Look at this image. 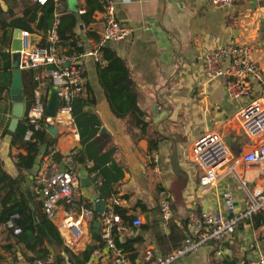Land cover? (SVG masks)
<instances>
[{"label": "crops", "instance_id": "1", "mask_svg": "<svg viewBox=\"0 0 264 264\" xmlns=\"http://www.w3.org/2000/svg\"><path fill=\"white\" fill-rule=\"evenodd\" d=\"M52 1L55 3L54 17L59 19L74 14L76 18L73 39L69 43L76 45L77 51L69 52L67 46L60 45L58 40L57 52L64 55L87 53L90 43L100 37L105 18L101 9L88 17L90 22H85L82 16L95 9L98 2ZM112 1L120 24L132 31L125 40L105 45L124 60L132 80L131 90L142 116L118 117L112 111V101L102 86L99 73L103 65L90 57H83L80 63L84 69L85 94L73 101V107L79 105L73 116L74 128L69 131L66 126L55 124L49 118L45 122L44 134L47 137L49 130L56 133L50 142L53 141L58 150L57 162L61 163L70 150H77L74 167L80 176V205L94 211V198L97 197L106 202L105 212L112 208L122 220L121 229L114 234L115 244L133 241L132 251L120 248L132 263L137 264L148 247L160 255L166 254L157 241L169 236L170 224L177 226L183 237L195 230L196 227L188 220L190 211L198 215L220 211L219 194L223 189L232 191L235 210L240 211L245 205L246 191H253L260 185V167L248 166L241 160L254 146L243 135L238 120V112L248 99H227L223 83L208 81L202 74V60L204 53L213 48L227 44L249 45L264 73V0H233L229 9L213 7L209 0ZM70 7L77 8V11H71ZM0 8L4 13L3 23L17 19L29 23L33 30L29 33L31 47L47 44L46 32L42 37L41 28L36 29L42 16L36 4L28 0H0ZM6 30L8 36L0 30V56L7 53L13 40L15 29ZM71 48L75 51V47ZM8 53L11 59V51ZM30 76L31 71H21L24 111L29 97L30 100L32 97ZM47 85L44 90L48 100L53 90ZM12 109L11 98L0 103V159L4 171L12 178L20 173L25 175L22 184L25 197L39 202L42 197L34 182L33 170L26 172L15 166V157L26 152L20 145H10ZM24 115L18 124L25 119ZM208 132L222 134L233 157L229 164L218 170L216 185L209 190L200 187L201 172L191 161L193 143ZM87 162L92 165L86 167ZM230 166H233L234 173L228 171ZM240 181L245 183L246 189L241 187ZM163 200L168 201L172 212L168 222H164L160 215L159 204ZM69 211L67 205L61 204L58 219H49L59 235V219ZM79 211L80 208L72 209L74 214H79ZM94 214L97 213L94 211ZM100 218L83 223L84 235L74 251L67 247L60 235L73 255L78 256L84 251L92 235L99 234L100 237ZM136 218L142 222L139 227L132 226ZM94 222H99L97 233H94ZM263 222L264 214H256L239 223L232 237L202 247L183 257L179 264H246L248 260L264 254ZM46 247L49 251L47 262H51L54 250ZM95 249H103L101 239ZM90 255L85 264H88ZM31 256L17 243L15 234L1 224L0 264H26V257Z\"/></svg>", "mask_w": 264, "mask_h": 264}, {"label": "built area", "instance_id": "2", "mask_svg": "<svg viewBox=\"0 0 264 264\" xmlns=\"http://www.w3.org/2000/svg\"><path fill=\"white\" fill-rule=\"evenodd\" d=\"M33 4L43 6L49 0H28ZM104 14L105 25L100 37L90 43V49L82 55H67L57 52L59 24L58 17L46 31L44 47H31L29 33L21 31L19 38L23 41L20 53L19 69L31 71L32 99L24 111L29 124L23 136L24 142H33L36 133H44L45 122L49 119L44 115L47 103L45 86L56 91L59 106L56 116L52 119L55 124L74 128L73 101L85 94L84 69L80 63L83 57H90L95 63L103 65L100 49L106 43L125 40L131 29L120 24L117 18L115 4L112 0H96ZM213 7L229 9L233 0H209ZM9 48L7 52H10ZM12 53V51H11ZM202 74L208 81L219 80L223 83L227 99L237 101L247 98V103L238 112V120L243 135L253 143V148L244 154L242 162L248 166H258L261 169L260 185L253 191H246L244 208L235 210L234 197L230 189H223L219 194L220 211L215 213L202 212L199 215L190 211L188 220L195 230L186 233L181 245L171 252L160 255L152 248H146L140 263L137 264H179L180 260L197 252L212 242H222L234 235L242 221L250 220L254 215L264 214V73L253 56V49L249 45L227 44L208 50L203 55ZM148 120V117L145 118ZM74 136L77 134L74 131ZM77 150H70L62 159L56 161L58 150L53 144L47 148L34 172V182L39 187L46 217L51 221L58 219L57 214L61 204H65L71 211L66 212L60 219L58 231L67 247L74 251L76 244L82 239L83 223L93 220L92 208L81 206L79 201L80 176L74 167V158ZM232 154L222 134L208 132L201 135L191 147V161L201 172L199 185L205 189L215 187L217 172L229 164ZM91 162L86 163L90 167ZM62 168V170H61ZM234 173L233 166L228 168ZM243 189L244 182L240 181ZM80 208L79 214L72 213V209ZM161 218L168 222L172 212L167 200L159 204ZM100 239L103 249H95L88 261L105 264H134L128 258L123 248L118 247L114 241V234L121 229L122 220L113 213L112 208L100 215ZM18 214L12 215L4 224L15 235L20 233L14 228L13 222ZM142 224L139 218L132 221L133 227ZM264 232V222L262 224ZM136 264V263H135ZM246 264H264V254L250 259Z\"/></svg>", "mask_w": 264, "mask_h": 264}, {"label": "trees", "instance_id": "3", "mask_svg": "<svg viewBox=\"0 0 264 264\" xmlns=\"http://www.w3.org/2000/svg\"><path fill=\"white\" fill-rule=\"evenodd\" d=\"M97 6L91 12L87 11L82 16L85 22H90L91 15L96 10H100L101 7L98 3ZM40 13L42 14V24L40 33L42 37L52 24L54 19L55 3L49 0L47 4L43 6L37 5ZM3 11L0 8V30H3L4 36H8V31L20 29L28 33L33 32L29 23L23 21V19H17L8 23H3ZM88 18V19H87ZM32 18H30V22ZM76 24V18L74 14H67L59 18V24L57 27V34L59 37V44L66 45L69 52H76V45L69 43L73 39L72 30ZM75 47V51L73 48ZM81 52V50H79ZM102 59L105 62L100 69L99 75L102 78V86L107 93L108 99L112 101V111L120 118L125 116L140 117L142 113L139 111L136 105V98L131 90L132 80L128 73L124 60L118 57L111 49L106 47L102 48ZM0 103L6 102L10 99L9 89L12 79L11 71V59L10 54L3 53L0 56ZM106 78V79H105ZM32 81V75L30 76ZM34 84L31 89L33 90ZM31 102L30 97L28 104ZM82 105V103H81ZM77 106L73 107V116L76 115ZM140 125L139 120L136 122ZM29 124L26 119H22L14 132L11 133L10 145H20L26 152L25 155L18 154L15 157V166L19 170L30 172L33 166L39 165L42 155L45 153L48 147L53 145L51 141L48 145H44L46 134L36 133L33 142H24L23 136L28 129ZM152 149V145H150ZM80 156V158H79ZM78 158L82 161L81 153L78 152ZM77 158V160H78ZM56 161L59 160V156H56ZM78 160V161H79ZM79 161V162H80ZM25 181V175L19 174L16 178L9 176L3 169V162L0 159V225L5 224L8 219L18 214L19 218L13 222L14 228H18L20 233L15 235L17 243L21 244L24 249L32 254L31 257H26L28 264H36L37 261L40 264H85L91 252L96 248L97 241L100 240L99 234L92 235L91 242L86 245L84 251L78 256L73 255L64 245L62 238L58 234L56 227L46 217L43 201L35 202L29 201L22 190V184ZM117 208L114 211L120 214ZM99 215L94 214L93 220H98ZM12 233L13 231L10 230ZM183 237L180 229L170 224V234L166 238H159L157 244L167 254L170 251L178 248L183 242ZM117 241V240H116ZM118 243V242H117ZM133 241H127L124 243H118L119 247H123L126 251H132ZM46 246H50L54 250V256L51 262H47V256L49 251Z\"/></svg>", "mask_w": 264, "mask_h": 264}, {"label": "water", "instance_id": "4", "mask_svg": "<svg viewBox=\"0 0 264 264\" xmlns=\"http://www.w3.org/2000/svg\"><path fill=\"white\" fill-rule=\"evenodd\" d=\"M73 5L74 4H71V6ZM70 10L77 11V8L73 9L70 7ZM41 23H42V16L39 17V20L36 26L37 30H40ZM20 32L21 31L19 29L14 30L13 40L10 46V49L12 51L11 53L12 79H11V84H10V89H9V96L11 98V101L13 102V109H12L13 118L9 124L10 133L14 132L18 124V120L23 116V113H24V97L22 93L21 70L19 69V62H20L19 51L21 50L22 44H23V41L18 37ZM58 106H59V99L57 97L56 91L53 90L51 91L48 97V100H47V103L44 109V115L47 118L55 117L57 110H58ZM47 130H49V128ZM55 135L56 133L54 131L49 130V135L45 138L44 144L47 145L50 142L51 137ZM32 170H33L32 172L34 173L37 170V165H34ZM94 200H95V204H94L95 213L99 215L103 214L105 210L106 202L102 200H98L97 197H95ZM93 227H94V233H97L99 222H94ZM8 264H12V263H8Z\"/></svg>", "mask_w": 264, "mask_h": 264}, {"label": "rangeland", "instance_id": "5", "mask_svg": "<svg viewBox=\"0 0 264 264\" xmlns=\"http://www.w3.org/2000/svg\"><path fill=\"white\" fill-rule=\"evenodd\" d=\"M31 99H32V97H31ZM262 215H263V213H262ZM89 234V233H88ZM14 262H16V263H18L19 261H14ZM26 262V261H25ZM26 264H27V262H26Z\"/></svg>", "mask_w": 264, "mask_h": 264}]
</instances>
